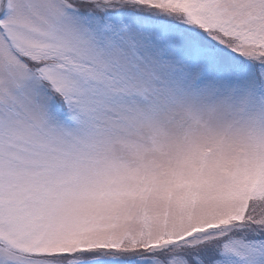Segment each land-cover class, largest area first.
<instances>
[{"label": "snow or ice", "instance_id": "1", "mask_svg": "<svg viewBox=\"0 0 264 264\" xmlns=\"http://www.w3.org/2000/svg\"><path fill=\"white\" fill-rule=\"evenodd\" d=\"M0 264H264V0H0Z\"/></svg>", "mask_w": 264, "mask_h": 264}]
</instances>
